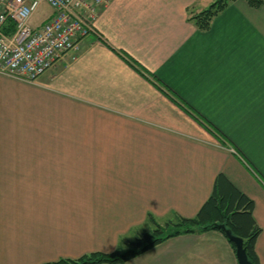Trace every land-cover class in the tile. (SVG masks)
<instances>
[{
    "label": "crops",
    "instance_id": "crops-1",
    "mask_svg": "<svg viewBox=\"0 0 264 264\" xmlns=\"http://www.w3.org/2000/svg\"><path fill=\"white\" fill-rule=\"evenodd\" d=\"M107 0L95 33L29 82L0 74V264L110 253L194 217L223 174L253 201L264 264V5ZM111 264V263H100ZM118 264H238L217 230Z\"/></svg>",
    "mask_w": 264,
    "mask_h": 264
},
{
    "label": "built area",
    "instance_id": "built-area-1",
    "mask_svg": "<svg viewBox=\"0 0 264 264\" xmlns=\"http://www.w3.org/2000/svg\"><path fill=\"white\" fill-rule=\"evenodd\" d=\"M107 0H0V74L34 82L78 41L95 33L94 24ZM45 3L50 12L33 25ZM9 21L13 31L7 32Z\"/></svg>",
    "mask_w": 264,
    "mask_h": 264
},
{
    "label": "trees",
    "instance_id": "trees-1",
    "mask_svg": "<svg viewBox=\"0 0 264 264\" xmlns=\"http://www.w3.org/2000/svg\"><path fill=\"white\" fill-rule=\"evenodd\" d=\"M233 1L236 0H213L206 9L190 16V20L198 29L205 30L209 27L212 18ZM244 1L252 8H260L264 5V0ZM8 25L7 32H12L13 24L9 21ZM147 219L153 226L152 229L143 231L125 247L119 246L107 254L94 252L77 259L60 258L46 264L124 263L155 245L181 234L200 233L206 230H217L224 234L219 225H223L234 236L241 238L250 263L259 264L255 242L261 229L253 217V201L229 183L223 174L217 175L210 196L196 216L190 218L175 216L162 225L158 224L151 215H148ZM228 241L236 251L234 244Z\"/></svg>",
    "mask_w": 264,
    "mask_h": 264
},
{
    "label": "water",
    "instance_id": "water-1",
    "mask_svg": "<svg viewBox=\"0 0 264 264\" xmlns=\"http://www.w3.org/2000/svg\"><path fill=\"white\" fill-rule=\"evenodd\" d=\"M219 228L224 232L228 240H230L235 246V253L237 257L238 264H251L243 248L242 239L234 236L230 230L225 229L223 225H219Z\"/></svg>",
    "mask_w": 264,
    "mask_h": 264
},
{
    "label": "rangeland",
    "instance_id": "rangeland-1",
    "mask_svg": "<svg viewBox=\"0 0 264 264\" xmlns=\"http://www.w3.org/2000/svg\"><path fill=\"white\" fill-rule=\"evenodd\" d=\"M49 12L50 9L48 6L45 3H42L32 18V24H38Z\"/></svg>",
    "mask_w": 264,
    "mask_h": 264
}]
</instances>
